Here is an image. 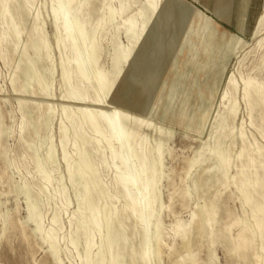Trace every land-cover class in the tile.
<instances>
[{
  "label": "rangeland",
  "instance_id": "rangeland-1",
  "mask_svg": "<svg viewBox=\"0 0 264 264\" xmlns=\"http://www.w3.org/2000/svg\"><path fill=\"white\" fill-rule=\"evenodd\" d=\"M15 1L22 2V0ZM33 1L35 2L34 8H36L33 12L30 8L33 4L31 2L27 4L29 11L32 12L30 21L33 25L42 27L43 35L48 44V47L40 53V60L37 63V67L42 73L45 83H49L47 85L51 87H48V95H45V92H42V94L40 92H32V73L28 76L26 68V64H29L30 61L27 57H24L21 61L18 81L16 82V87H20L19 84H22L21 87H23L21 90L18 88L14 89L10 82V76L15 66L14 60L19 57V54L9 52L6 59L0 56V120L2 127L7 130L0 138V214L8 215L7 218L10 216V219H14L17 222L16 227L12 228L8 226L3 231L2 220L0 219V264H54V260H57L56 264H84L80 259L86 249V239H90L92 236V225L88 224V226L85 225L80 229V234L77 238L79 239L78 243H70L72 232L77 227V223L75 222L70 225V219L74 209L77 207V198L82 190L83 179L78 175L74 180L69 179L63 154L68 152V155L70 154L73 162H75V159L76 161L78 160L75 152L77 147L83 146L87 150L92 165L97 170L91 172L86 169L84 177L87 176L84 180H88V178L90 181H94L95 178L97 181L99 180L97 186H95L96 190L94 187L93 197L95 199L97 198L101 206L107 205L111 207L114 205L117 209H120L126 200L119 194L114 182L113 167L104 162L112 160V153L109 150L104 152L102 144L97 141L89 140L88 142V137L93 136L90 127L84 126L85 131L83 132L76 130L74 127L79 124V118L74 116L71 119L68 116V112L62 107L61 95L65 90V86L61 79L59 51L52 34L53 19L49 14L51 1ZM129 1L130 7L128 10L115 15L112 19L108 17L109 7H117L125 2V0H91L89 7L83 10V15L88 16L92 23L98 17H103V24L98 29L97 36L100 43L99 62L106 69H113V58L118 48L125 46L127 42L126 45L129 44L128 46L132 47L133 54L131 57L122 60L116 69V84L120 82L121 78H126L130 70V65L135 67L139 59L138 51L143 50L144 45L152 39L153 35V32L150 31L152 30V26H150L146 28L144 32L146 35L140 44H133L130 41V37H128L129 33L122 26V22L126 16L135 14L136 9L142 6L145 0ZM206 1L209 2L210 0H175L173 1V7L164 13L161 12V9L158 12L157 9H152L149 13L151 21L153 19L158 20L160 16H170L178 21L175 24L176 26L174 25L166 49H161L154 74L150 78L151 85L149 84L146 92L140 95L138 109L132 105L134 101L132 97L129 98L123 94L121 89L115 88L114 90V101L117 103L116 105L121 106L129 102L127 109L131 112V115L139 114V116L142 115L140 116L142 119H147L150 124L148 130L152 134L151 140L154 137L153 135L158 131H161L162 134L166 133L165 136L169 137L166 142L165 152L163 153L162 170L164 173L159 182V193L164 203L161 210L164 228V234H162V254L160 258L153 259L151 264H176L182 256H186L187 251L181 245L180 238L173 234V224L177 218L188 220L192 211L197 210L199 212L198 208L200 206L209 203L216 196L220 195V202L224 208H229L231 211V215L224 209L219 211L217 216L220 221L217 226H223L233 216L244 215L242 203L234 188L235 185L231 184L227 189L223 188V177H221L220 170H216L214 167L217 162L214 155L211 154L204 160L203 157L208 155V151H205L204 148L206 142L213 133L220 131L219 121L216 118L218 114L223 112L224 103L227 102L226 99H222V95L227 89L231 76L235 75L240 84V76L247 74L259 76L260 79L264 80V63L262 67L259 66L263 47L257 46L259 39L264 35V28H261L259 31L253 25L254 15L258 10L261 0H250L248 2L247 14L242 31L235 27L236 17L229 18L230 15L228 16L224 13L226 11L225 9L231 5L230 0H211L213 3L210 6L206 5ZM186 2L192 3L196 15H194L192 9L188 8L189 6ZM214 11L225 18L219 20ZM205 21L207 22L205 23ZM218 22L220 25H216ZM208 24H215V29H220L219 35H217L215 30V37L211 45L204 44L205 41L203 42L202 32H205L204 30ZM222 27L228 29L224 32ZM225 34L228 37L227 39L225 38ZM234 34H239L240 36L239 40L235 42L236 44L231 39V36ZM233 45L236 46L234 47ZM239 86L235 93L238 101V111L236 115L226 119V128L228 125H234V132H236L242 124V128L249 139L255 138L264 145V139L258 131L260 119L257 116L254 124L250 123L248 108L241 95L240 89L242 84ZM18 98L27 99L35 105L38 102H49L54 109L48 116L44 115L43 107L33 112V117L30 118V124L28 123L29 129H32H30L31 131L25 132L23 137L20 134L19 128L22 110L18 106ZM85 100H90V98L86 97ZM127 100L129 101L127 102ZM39 121L41 124H38ZM60 121L64 125H68L69 128L65 138L67 139L66 143L62 142L59 137ZM27 141L32 143L29 148L26 147ZM48 144H51L49 145L51 146L50 149H48ZM202 144L203 146H200ZM240 144V140L237 138L231 151L234 159ZM35 146L38 148L40 157L45 159L42 161L39 160L37 163V166L39 165L38 167L32 161V152L36 151L35 153H37ZM2 149H6L4 153H1ZM46 152L47 154H45ZM51 156L55 158L56 169L54 172L48 170L49 168L47 167ZM191 157H196L200 161L189 170V173H186L188 159ZM237 164L239 162L235 160L230 170L231 174L237 169ZM43 167L44 169H42ZM209 168H211V172L207 173ZM47 171L51 172L50 174L48 172V176L46 175ZM51 174L54 175L51 176ZM209 174L210 176L207 179ZM200 179H207V185L195 190L194 183ZM40 180L43 184L46 182L49 183L44 184L47 189H45V192L40 188L42 186ZM23 184H27L28 190L30 189L28 191L30 193L29 195H26L24 192ZM185 192H187V195ZM28 199L31 203L35 204L37 202L36 204L41 215V230L37 231V233L34 230V221L26 218ZM54 211L58 212L60 219L58 230L55 228L51 229L52 224L50 223ZM261 212L260 215L262 216L264 214V204ZM125 213L114 219L115 226L120 227L124 225L126 227V234L137 232L134 227L133 215L131 213L129 214V212ZM22 224L24 225L25 231L21 232L23 230ZM42 225L49 232H46L42 228ZM200 229H197L198 232L195 230L190 242V249L196 253L197 262H202L204 259L206 261L207 258L213 257V264H235V258L227 255L225 250L228 245V240H231L236 235L239 226H232L226 232L227 235L224 237V240L216 244L214 249L209 239L210 235L208 232L210 231V227ZM48 235L56 237L59 241L58 248L53 247L48 241L45 242L46 240L44 239ZM136 235L134 240L135 244H137L140 237L138 233ZM99 236L100 234L97 232L91 237V239H94V242L89 252L93 259H96L99 254ZM249 250L252 254L249 257L250 263L259 264L257 258L254 257L255 249L250 248ZM187 262L189 263V261ZM94 263L98 264V260H94L92 264Z\"/></svg>",
  "mask_w": 264,
  "mask_h": 264
},
{
  "label": "bare ground",
  "instance_id": "bare-ground-1",
  "mask_svg": "<svg viewBox=\"0 0 264 264\" xmlns=\"http://www.w3.org/2000/svg\"><path fill=\"white\" fill-rule=\"evenodd\" d=\"M50 1L51 7L49 9V14L53 19L52 34L59 51L61 79L65 86V90L61 95L62 107L68 112V116L71 119H73L74 116L79 118V124L74 127L76 130L83 132L85 131L86 126L90 127L93 136L88 137V142L89 140H93L94 142L97 141L102 144L104 152L109 150L112 153V160L104 162L113 167L114 182L118 188L119 194L126 200L125 204L120 209H117L114 205L111 207H108L107 205L101 206L98 203L97 198L95 199L93 197L94 187L97 186L99 180L97 181L96 178L94 181H90L89 178L88 180H84L87 176L84 177L86 169L91 172L97 170L92 165L87 150L83 146L77 145L78 147L75 152L78 158L75 157L78 160H74L76 163L73 162L72 156H70V154L68 155V152L64 153L63 159L66 164L69 179L74 180L77 178V175L83 179L82 190L77 198V207L74 209L70 219V225L73 222L77 223L76 229L72 232V235L70 234L72 236H70L71 239L69 238L70 243H78L79 239L77 238L80 234V229L85 225L88 226V224H91L92 236L97 232L100 234V242L98 241L99 254L96 259H93L89 252L94 242V239H91V236L90 239H86V249L84 254L82 253L81 255L80 260H82L84 264H92L94 260H98V264H151L153 259L160 258L162 254V234H164V228L161 210L164 203L161 200L159 193V182L164 173L162 170L163 153L165 152L166 142L169 137L165 136L166 133L162 134L161 131L154 132L155 134L153 135L152 142V134H150V130H148L150 124L147 119H145V121L140 117L142 115H131V112L128 111L127 104L130 99L127 100L128 103L121 106L116 105L117 103L114 101V90L116 88L115 85L117 80L116 69L122 60L128 59L133 54L131 50L132 47L128 46L129 44L126 45L128 42L125 46H121L117 49L113 58V69H106L99 62L100 43L97 36V31L103 24V17H98L96 21L92 23L88 16L83 15V10L89 7L91 0ZM173 1L175 0H163V2L162 0H145V3L136 9L137 11L135 14L126 16L122 22V26L129 33L128 37H130V41L133 44H140L146 35L144 34L146 28L152 26V21L149 17L150 11L152 9H157L158 12V10L161 9L162 13L167 12L173 7ZM230 1L231 5L225 9L226 11H224V13L228 16L230 15L229 18L236 17L235 27L242 31L247 14L248 2L250 0ZM28 2L33 4L30 7L33 12L36 9L34 8L35 2L33 0H22L20 3L15 0H0V56L3 59H6L9 52H16L19 54V57L14 60L15 66L10 76V82L14 89L18 88L21 90L23 87H21L22 84H19L20 87H16V82L18 81L21 61L24 57H27L30 61L29 64H26L28 76L32 73L33 79L31 83L32 92H40L41 94L42 92H45V95H48L47 90L48 87L51 86L47 85L49 83H45L43 75L37 67V63L40 60V53L43 49L48 47V44L43 35L42 27L33 25L30 21L32 12L29 11L27 7ZM186 3L189 6L188 8L192 9L194 15H196L192 3ZM212 3L211 0L209 2L206 1L207 6H210ZM214 4L216 3L214 2ZM129 7V0H125V2L117 7L110 6L108 9L109 19H112L115 15L126 12ZM215 14L219 20L225 18L219 13L215 12ZM206 22L207 21H205V23ZM216 25H220V23L218 22ZM253 25H255L257 28L256 30L259 31L261 28H264V0H261L258 10L254 15ZM222 28L224 32L228 29L226 27ZM204 31L205 32H202L203 42L205 41L204 44L207 43L211 45L215 37L213 24H208ZM23 36H25V38H23ZM233 46L235 47L236 45ZM257 46L263 47V53L259 62V66L262 67V64L264 63V35L259 39ZM240 78L242 84L240 89L241 95L248 108L250 123L254 124L255 118L257 116L259 117L260 123L258 131L264 139V80L260 79L259 76L252 74L240 76ZM241 84L235 75L231 76L227 89L222 95V99H226L227 102L224 103L223 112L218 114L216 118L219 121L220 131L213 133L206 142L204 148L205 151H208V155H205L203 160L208 158L211 154L214 155L217 161L214 167L216 170H220L221 177H223L222 186L224 189H227L231 184L235 185L234 188L242 203L241 205L243 206L244 215L233 216L227 223H224L223 226H217L220 221L217 216L220 210L224 209L229 215H231L230 209L224 208L223 204L220 202V195H218L209 203L200 206L198 208L199 212H197V210L192 211L188 220L177 218L173 224V234L180 238V243L187 251V254L186 256H182L176 264H213V257L207 258L206 261L204 259L202 262H197L196 253L190 249V242L192 240L191 236L197 229L210 227V231L208 232L210 235L209 239L210 244L214 249L216 244L221 240H224V237L227 235L226 232L230 230L232 226H239V229L236 235L232 238L230 237L231 240H228V245L225 250L227 255L235 258V264H251L249 257L252 256V254L249 249L254 248V257L257 258L259 264H264V214L262 216L260 215L264 204V145L258 142L255 138L249 139L242 128V124L236 132H234V125H228L226 128V119L230 116L232 117L236 115L238 111V101L235 93ZM49 90L51 91L50 88ZM86 97H89L90 100H85ZM132 98L134 100L132 105L138 109L140 105V95ZM51 105L52 104L49 102H38L35 105L30 103L27 99L18 98V106L22 110L21 122L19 124L22 137L25 132L32 129H29L28 126L30 124V118L33 117V112H36L43 107L44 115L48 116L54 110ZM38 124H41L40 121ZM68 129V125H64L60 121L59 137L62 142H67V139L65 138ZM6 132L7 130L2 127L0 120V138ZM237 138H239L241 144L234 159L231 151ZM30 141H27V144L25 143L26 141L24 142L27 148L32 145ZM51 144H48V146ZM200 146H203V144ZM50 147L51 146H49L48 149H50ZM37 149L38 148L36 147L35 150ZM5 150L2 149L1 153H4ZM35 152H32V161L34 165L37 166L39 160L42 161L44 158L42 159L40 157L38 150L37 153ZM45 154H47V152ZM107 158L110 160L109 157ZM235 160H237L239 164L236 165L237 169L231 174L230 170L232 169L231 167ZM199 161L200 160L196 157L188 159L186 173H189V170L198 164ZM47 164V167L49 168L48 170L54 172L56 169L54 156H51ZM42 169H44V167ZM48 172L49 171H47L46 174L47 176ZM51 172H49V174ZM210 172L211 168L208 169L207 173ZM53 175L51 174V176ZM209 176L210 174L207 176V179ZM207 179H200L195 182V190L206 186ZM40 183L42 185L40 187L41 190L45 192L47 189L44 184L47 182L43 184L40 180ZM22 187L24 188L26 195H29L30 193H28V191L30 189L28 190L27 184H23ZM186 193L187 192H185V194ZM188 194L190 193L188 192ZM27 203L26 218L34 221V230H36L37 233V231L41 230L42 223L41 215L36 204L37 202L34 204L28 199ZM125 212H129V214L131 213L133 215L134 218L132 216L131 218L134 219V227L137 232L126 234V227L124 225H121L120 227L115 226L114 219ZM7 217L8 215L0 214L3 231L8 226H11L12 228L17 226V222L14 219H10V216L9 218ZM59 220L58 212L54 211L51 217V229L55 228L58 230L60 224ZM43 227L44 226L42 225V228ZM22 229L23 230L20 228L21 232L25 231L23 224ZM137 233L140 237L137 244H135L134 240ZM44 240H46L45 242L48 241V243L55 248H58L59 246V241L55 236L52 237L48 235ZM54 261V264H56L57 260ZM187 261H189V263Z\"/></svg>",
  "mask_w": 264,
  "mask_h": 264
},
{
  "label": "snow or ice",
  "instance_id": "snow-or-ice-1",
  "mask_svg": "<svg viewBox=\"0 0 264 264\" xmlns=\"http://www.w3.org/2000/svg\"><path fill=\"white\" fill-rule=\"evenodd\" d=\"M176 23L177 21L170 16H160L158 20L152 21V39L144 45L142 51H138L139 59L135 67L130 65L126 78H121L115 85L129 98L142 95L149 88L150 78L154 74L161 49H166ZM213 28L215 29V24ZM215 30L219 35V29ZM225 38H228L226 34ZM231 39L233 42L238 41L239 34L232 35Z\"/></svg>",
  "mask_w": 264,
  "mask_h": 264
}]
</instances>
